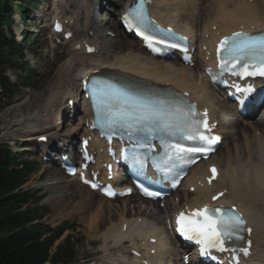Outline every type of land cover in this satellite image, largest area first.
Instances as JSON below:
<instances>
[{"label": "bare ground", "instance_id": "1", "mask_svg": "<svg viewBox=\"0 0 264 264\" xmlns=\"http://www.w3.org/2000/svg\"><path fill=\"white\" fill-rule=\"evenodd\" d=\"M129 0H114L115 6H122ZM199 4L193 8L196 2ZM92 0H78V7L73 15L68 17V21L74 20L79 22L78 34L74 38V45L80 44L81 50L69 46L66 56L61 60L53 70V62H48L47 69L43 76L47 80L41 92L33 93L28 96L23 103L29 105L26 112L20 113L16 120L12 123L14 126H21L25 119L37 118L44 121L47 125L50 121V116L58 110H62L61 105L62 95L69 94L76 87L77 80L80 76L91 73L93 70L102 68H111L122 72H130L137 75L139 78L152 81L160 85H168L177 88L182 92H187L189 97L199 103V105H207L210 114L220 117L221 129L248 127V124L239 121L235 115V111L226 104H220L219 110L212 106L209 100L211 88L205 86L202 79L191 74L197 69L188 68L186 73H182L170 67L164 62H155L151 59L142 56L139 52V47L134 40H112V44L103 43L101 40L102 32L99 29L92 27L94 14L90 10ZM123 7V6H122ZM193 8V9H192ZM153 9L159 14L175 16L176 27L178 30L190 28L189 33L192 38H196L200 46L208 47L210 40L218 36L225 35L240 27L259 29L264 27V0H156L153 3ZM104 22L115 27L111 18L105 17ZM98 26H105L96 22ZM108 27V26H107ZM202 29V32H198ZM93 43L97 48V53L91 56L84 54V43ZM127 43V46H123ZM174 67V66H173ZM216 97V96H215ZM22 101L15 104V110L20 109ZM231 115L232 120L227 126L226 116ZM74 120L71 116L67 122ZM257 127L259 125L253 122ZM79 126V122L71 123L68 132L73 131ZM31 129L35 130L33 127ZM253 134L251 137L242 135L240 142L232 141L228 147L216 152L210 157L212 163L221 166V171L215 182L209 186L203 184V174H206L204 164L196 167V174H190L187 177V182L183 191H187L189 186L195 188L193 196H196V202H204V196L209 191L214 189L227 190L228 193L223 195L229 200H235L245 209L244 213L248 224L252 229L251 239L254 240L255 257H259V261L264 263V132L260 135L252 127ZM55 128L50 127L46 132L55 133ZM42 132V131H41ZM39 132V133H41ZM38 133H33L36 135ZM28 136V134L26 135ZM228 138V137H226ZM61 175H49L41 185L46 190H52L49 196H57L52 206L53 215L51 220L57 218L60 211H66V215L77 211L84 207L89 210L90 215L85 219L86 227L91 228L92 224L97 222V230L100 222H104V203L106 202L108 210L115 214V210L110 208V201H105L95 193L86 191L85 188L76 183V179H70L65 182V179H55ZM69 190L73 199L67 198L65 192ZM256 194L259 207H249L247 202L249 195ZM71 200V201H69ZM126 198L122 199L124 202ZM205 203V202H204ZM173 205H176L173 203ZM124 205L118 215L120 220L118 226L112 225L107 231H115L126 222L132 219H125ZM167 216L162 217L165 221ZM128 235L144 237V232L139 226H135L133 222L129 223L126 231ZM152 237L155 236L158 240L161 238L160 231L149 233ZM157 249L156 255L160 253H173V250L167 243L168 251H165L162 242L152 245ZM178 252V250H176ZM153 256V258L155 257Z\"/></svg>", "mask_w": 264, "mask_h": 264}, {"label": "snow or ice", "instance_id": "2", "mask_svg": "<svg viewBox=\"0 0 264 264\" xmlns=\"http://www.w3.org/2000/svg\"><path fill=\"white\" fill-rule=\"evenodd\" d=\"M145 3L146 0H140L130 8L123 16L124 22L130 28H135L153 51L162 50L156 45H163L166 48L181 47L179 43H169V41L172 39L184 41L186 37H176L170 29L165 30L168 35L162 38L149 34L161 30L151 23L144 8ZM56 27L59 30L60 25L57 24ZM217 57L222 72L227 71L242 77H264V33L236 31L231 36H225L217 48ZM237 66H239L238 70ZM209 75L213 80L217 79L211 70ZM84 87L88 89L95 113L94 126L99 124L101 127L113 130L125 129L130 139L133 134H140L143 139L152 136L160 140L162 150L159 153L155 155L138 153L137 148L140 147H147L148 152H151L152 142L148 140L145 145L137 139V143L130 152L125 153L124 158L137 168L140 174H143L150 160L161 182L169 181L172 187L180 182L181 174L201 155L206 158L208 153L214 151L212 145L220 140V137L209 134L211 129L207 112H198L196 105L188 101L186 93L173 95L168 91L153 89L142 82H130L126 79H121L119 82L110 79H92L90 86L86 83ZM237 90L241 91L239 88ZM242 91L250 93L253 89L249 87ZM40 139L47 138L41 136ZM210 170L212 176L209 177V183L217 174L214 165ZM143 190L149 196L160 195L158 192H149L146 188ZM127 191L130 192L131 189ZM114 194L108 192V195ZM223 195V192L218 193L212 199L216 200L218 196ZM175 230L185 239L199 245L202 256H210L213 249L217 252H230L233 254L232 259L235 264H239L237 252L244 256L250 254L252 229L246 227V221L235 205L226 208L223 205L211 207L205 204L187 213L181 211L176 216ZM244 233L249 235L247 246L228 247L230 241L244 240Z\"/></svg>", "mask_w": 264, "mask_h": 264}, {"label": "trees", "instance_id": "3", "mask_svg": "<svg viewBox=\"0 0 264 264\" xmlns=\"http://www.w3.org/2000/svg\"><path fill=\"white\" fill-rule=\"evenodd\" d=\"M4 1L0 0V15L4 12V6H1ZM15 181L0 164V198L13 188ZM22 223L23 220L11 210L9 213L4 201H0V231L20 227L7 237L0 238V264H40L45 258L47 247H41L32 234L22 227Z\"/></svg>", "mask_w": 264, "mask_h": 264}, {"label": "rangeland", "instance_id": "4", "mask_svg": "<svg viewBox=\"0 0 264 264\" xmlns=\"http://www.w3.org/2000/svg\"><path fill=\"white\" fill-rule=\"evenodd\" d=\"M105 13H107V10H105ZM27 28H28L27 32H29L27 33V39H28L27 48H31L33 50V54L35 58L43 62L44 58H46V55H45L46 49H45V40H44L45 33L44 32L35 33L39 29H35L34 27L33 28L27 27ZM65 53H66V49L63 50V55H65ZM36 64L37 62L35 60L34 65ZM8 73L9 75L15 74L14 72H11V71H9ZM37 74H38V70L33 76L34 83H36L35 77L37 76ZM10 77H13V76H10ZM35 123L37 124V122ZM37 178H38V174L36 173L30 175L28 177V182L26 183L25 188H30L29 184L36 182ZM82 215L83 214H80L76 218V221L74 222L75 223V231L73 232L75 233L74 252H75L77 260H80L82 256L87 255L90 249H93L97 243V237H95V234H92V233L89 234L90 231L86 230L87 228L85 227L84 220H82V217H84V215L83 216ZM48 220L49 218L45 219L44 222H47ZM104 227H105V223L99 225V229H102Z\"/></svg>", "mask_w": 264, "mask_h": 264}]
</instances>
